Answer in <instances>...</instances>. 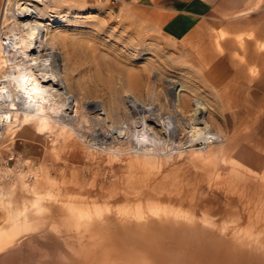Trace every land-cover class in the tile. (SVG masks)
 Returning a JSON list of instances; mask_svg holds the SVG:
<instances>
[{
    "label": "rangeland",
    "instance_id": "1",
    "mask_svg": "<svg viewBox=\"0 0 264 264\" xmlns=\"http://www.w3.org/2000/svg\"><path fill=\"white\" fill-rule=\"evenodd\" d=\"M210 1L176 39L134 0L2 1L1 35L23 33L17 3L40 13L39 57L62 93L1 124L0 264H81L97 216H195L264 245V0ZM17 50L0 78L29 82Z\"/></svg>",
    "mask_w": 264,
    "mask_h": 264
},
{
    "label": "bare ground",
    "instance_id": "2",
    "mask_svg": "<svg viewBox=\"0 0 264 264\" xmlns=\"http://www.w3.org/2000/svg\"><path fill=\"white\" fill-rule=\"evenodd\" d=\"M16 7L17 19H26L21 25L23 33L18 38L13 35L14 33L5 35L7 49L0 42V61L3 54L13 55L14 50H19L21 47L22 50L19 51L29 62L31 75L28 77L30 79L27 78L29 82L25 80L26 77L22 80V72L16 70L15 73L1 76L0 101L8 100L10 104L1 116V122L5 123V126L17 125L18 115L22 113L36 115L41 108H38L37 97L43 94V89L62 93L61 86L53 87V85H60L61 78L58 77V70L48 71L39 57L42 35L35 20L40 13L27 2L17 3ZM11 83L12 86H10ZM44 83L49 86H40ZM168 87L170 92H174L173 83L169 82ZM173 99L175 97L171 99L172 107L177 113L179 112L178 104H175L176 100ZM195 107L194 113L203 108L199 102H196ZM69 108L75 110L73 103ZM124 132L120 129L116 132L113 130L112 133L120 138ZM169 215L143 216L142 218L138 216L135 220L126 219L127 221L119 222L113 221L114 219H110L109 216L93 217L95 221L89 222L95 229L94 233L85 245L83 244L80 249L77 247L79 249L77 253H73L77 254V260L81 264H264V245L257 243V240L248 241L249 239L246 240V237L236 233V230L228 237L225 224L218 228L220 224L195 216L181 218V216ZM3 234L0 235V244L12 241V239L8 240V237L5 239Z\"/></svg>",
    "mask_w": 264,
    "mask_h": 264
},
{
    "label": "crops",
    "instance_id": "3",
    "mask_svg": "<svg viewBox=\"0 0 264 264\" xmlns=\"http://www.w3.org/2000/svg\"><path fill=\"white\" fill-rule=\"evenodd\" d=\"M3 0H0V8ZM151 15L160 31L171 38L189 33L203 15L213 10L210 0H134ZM215 1V0H214Z\"/></svg>",
    "mask_w": 264,
    "mask_h": 264
},
{
    "label": "built area",
    "instance_id": "4",
    "mask_svg": "<svg viewBox=\"0 0 264 264\" xmlns=\"http://www.w3.org/2000/svg\"><path fill=\"white\" fill-rule=\"evenodd\" d=\"M1 32V31H0ZM0 42L1 43H3V45H4V47H5V49H7V47H6V39H5V35H1L0 34ZM1 116H2V114H1ZM1 116H0V127H1V124H3L2 122H1ZM205 142H210V141H212L213 140V137L211 136V135H208V134H204L203 135V138H202ZM8 160L10 159V157L9 158H7Z\"/></svg>",
    "mask_w": 264,
    "mask_h": 264
}]
</instances>
